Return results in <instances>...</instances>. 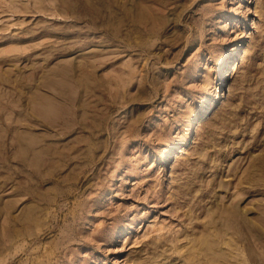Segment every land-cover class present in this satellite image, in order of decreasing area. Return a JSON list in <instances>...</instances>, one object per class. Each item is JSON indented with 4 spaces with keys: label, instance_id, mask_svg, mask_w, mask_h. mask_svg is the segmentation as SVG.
Listing matches in <instances>:
<instances>
[{
    "label": "rangeland",
    "instance_id": "1",
    "mask_svg": "<svg viewBox=\"0 0 264 264\" xmlns=\"http://www.w3.org/2000/svg\"><path fill=\"white\" fill-rule=\"evenodd\" d=\"M263 166L264 0H0V264H264Z\"/></svg>",
    "mask_w": 264,
    "mask_h": 264
},
{
    "label": "bare ground",
    "instance_id": "2",
    "mask_svg": "<svg viewBox=\"0 0 264 264\" xmlns=\"http://www.w3.org/2000/svg\"><path fill=\"white\" fill-rule=\"evenodd\" d=\"M231 61H228L227 64L225 63L222 67V73L221 76H224L226 74V70L227 68L231 65L229 64ZM44 98H48V97H44ZM47 100V99H45ZM40 111H46L47 106L45 105V102L42 104H39ZM264 167V166H263ZM254 177H252L251 179H253ZM225 214H226V221L224 222V230L226 229H231L232 231L236 232V235H241L244 230L248 229V228H252L253 224L251 221H244V215H242L240 213V210L233 206V207H226L225 209ZM259 215V212L256 214V217ZM221 224V222H220ZM222 230V229H221ZM220 231V229L218 230ZM225 232V231H224ZM200 242L204 244V249H206V254H208V259L211 262H214L215 256H220V252L217 249H214L217 243L213 242V239H205V238H199ZM219 244L222 242H218ZM225 243H229L228 241H226Z\"/></svg>",
    "mask_w": 264,
    "mask_h": 264
}]
</instances>
